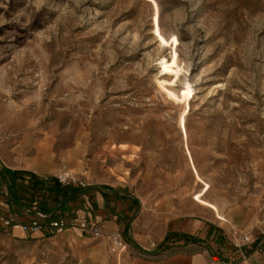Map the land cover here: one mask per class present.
Returning <instances> with one entry per match:
<instances>
[{
  "label": "rangeland",
  "instance_id": "374dc122",
  "mask_svg": "<svg viewBox=\"0 0 264 264\" xmlns=\"http://www.w3.org/2000/svg\"><path fill=\"white\" fill-rule=\"evenodd\" d=\"M44 151L71 188L214 210L264 264V0H0V162ZM11 228L0 264H76Z\"/></svg>",
  "mask_w": 264,
  "mask_h": 264
},
{
  "label": "crops",
  "instance_id": "0c3cea01",
  "mask_svg": "<svg viewBox=\"0 0 264 264\" xmlns=\"http://www.w3.org/2000/svg\"><path fill=\"white\" fill-rule=\"evenodd\" d=\"M39 159L35 164L16 155L14 160L0 162V212L15 214L22 221L62 217L74 222L73 230L64 232V239L77 251L76 264H250L253 260L249 252L246 257L232 248L227 221L214 210L191 206L189 213L181 215L160 204L149 206L123 184L117 188L89 186L83 191L60 189L43 179L60 169L59 158L50 159L44 151ZM48 160L51 163L44 164ZM4 170L16 174H4ZM80 221L92 222L103 232L121 230L127 251L117 258L109 256L106 238L91 234L83 238L85 232L76 226ZM9 230L15 236L25 235L18 228ZM169 232L178 233L173 237L176 244H164L149 257L136 254L139 244L154 242L157 246Z\"/></svg>",
  "mask_w": 264,
  "mask_h": 264
},
{
  "label": "built area",
  "instance_id": "2783aa9c",
  "mask_svg": "<svg viewBox=\"0 0 264 264\" xmlns=\"http://www.w3.org/2000/svg\"><path fill=\"white\" fill-rule=\"evenodd\" d=\"M44 179L50 180L63 188H69L70 186L75 184L80 187L85 186L84 183L80 181L77 177H75V175H73L72 173L55 174L52 176L44 177ZM0 221L5 227L18 228L24 232H42L45 229H49L58 233L59 231L70 229L74 225V222L62 217L49 221L41 220L40 218L35 217L29 221L22 222L18 221L13 214H5L2 212L0 213ZM76 226L80 228L83 232L91 234L92 236L98 238L105 237L108 243V252L110 256H113L115 258L120 257L121 254L125 253L128 249V243L124 240L121 230L113 229L107 232H103V230L96 224L85 221H80L76 223ZM248 239L249 238L246 235L239 236L238 240H236L237 242L235 241L234 245L238 247L240 246V243H244ZM173 245L174 244H171L170 246ZM155 248L156 244L154 242H151L148 245L139 244V247L136 250V254L143 257H149L152 255Z\"/></svg>",
  "mask_w": 264,
  "mask_h": 264
},
{
  "label": "trees",
  "instance_id": "16d2710c",
  "mask_svg": "<svg viewBox=\"0 0 264 264\" xmlns=\"http://www.w3.org/2000/svg\"><path fill=\"white\" fill-rule=\"evenodd\" d=\"M4 172V174H8V175H13V174H16V172H14V171H11V170H4V171H2V173ZM58 186V185H57ZM58 188H60V189H71V188H63V187H59L58 186ZM178 235V233H175V232H169L168 234H167V236L165 237V241H167V239L168 238H170V237H175V236H177Z\"/></svg>",
  "mask_w": 264,
  "mask_h": 264
},
{
  "label": "water",
  "instance_id": "95a60500",
  "mask_svg": "<svg viewBox=\"0 0 264 264\" xmlns=\"http://www.w3.org/2000/svg\"><path fill=\"white\" fill-rule=\"evenodd\" d=\"M163 243H164V242L158 244V245L156 246V249H159V247H160Z\"/></svg>",
  "mask_w": 264,
  "mask_h": 264
}]
</instances>
